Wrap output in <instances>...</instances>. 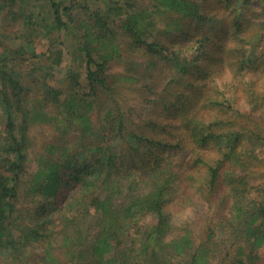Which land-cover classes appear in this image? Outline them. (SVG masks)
I'll use <instances>...</instances> for the list:
<instances>
[{
	"label": "trees",
	"instance_id": "1",
	"mask_svg": "<svg viewBox=\"0 0 264 264\" xmlns=\"http://www.w3.org/2000/svg\"><path fill=\"white\" fill-rule=\"evenodd\" d=\"M17 1L10 0L12 4ZM35 1L49 5L50 16L34 23L29 12L17 13L13 8L5 10L2 9L3 4L0 15L7 11L4 16L20 23L22 28L29 27L31 31L40 27L39 35L47 40L58 38L61 31L70 32V23L74 24L71 16L74 5L60 7L57 0ZM148 1L152 13L133 10L134 2H128V5L127 0H123L126 11H129L126 19L120 21L121 29L133 48L143 45L146 48L158 47V44L146 41V36L155 27L154 14L177 15L184 19L183 24L199 22L197 31L207 27L211 34L219 26L213 16L210 18L214 20H206L200 0ZM236 1L246 8L250 0ZM254 4L259 6L261 1L254 0ZM234 10H230L234 15L229 13L228 16L234 20L236 30H241L243 23H239L243 12ZM90 17V23L82 21L79 25L83 31L79 36V48L84 57L86 93H69L60 99L59 92L50 89L40 100H34L29 109L20 76L8 65L10 60L24 52L7 48L0 53V264H18L24 258V249L44 238L46 227H51V217L56 214H61L58 222H62L58 246L70 264H135L140 256L147 257L150 245L153 246L154 257L171 243L176 255L189 256L187 264H205L206 254L201 247L208 244L209 237L207 244L194 249L190 246L181 249L182 243L188 244L186 237L183 242L180 237L168 244L162 242L163 236L172 232L170 223L174 220L170 209L177 196L179 198V190L182 189V196L185 188L190 195L184 196L190 204L197 197L208 203L222 196L219 198L224 207L222 212H227L230 203L229 213L237 214L233 218L237 222H264V206H256L254 198H246V191H251V186L248 182L246 184V178L238 175L246 170V162L249 161L243 143L246 139V117L235 113L231 120L224 107L214 108L211 98L206 99L205 105L210 108L202 115L196 108L202 96L192 101L190 96L176 93L166 106L163 98L153 94V100L148 96L144 100L156 106L155 100L160 101L162 106H159L165 110H161L164 121L174 122L162 124L164 121L148 120L149 125L144 129L130 130L122 117L113 118L114 111L108 110L95 129L97 125L92 122V111L98 94L108 93L110 87L119 88L123 82L132 80L123 75L109 77L108 64L121 56L114 40V24L103 20L97 12H92ZM3 22L4 17H0V25ZM170 25L174 27L177 22ZM247 27L248 24L246 37L239 34L233 43L234 50L231 49L237 58L236 68L243 75L259 67L260 59L264 60V55L258 56L259 44L264 42V29L252 31ZM206 40L209 39L204 37L200 41ZM202 46L198 48L200 51L206 47L202 49ZM174 58L180 59L177 54ZM187 69L181 68L179 73L184 74ZM67 80L74 86L80 85L78 74L69 72ZM49 104L55 111L53 115L47 111ZM51 121L58 125L62 135L71 128L75 130L78 153L69 154L65 148L59 150L50 145L48 156H38L36 169L28 174V130L31 125ZM183 149L188 150L185 162L176 163L169 157L170 154L184 152ZM58 150L60 155L54 160L53 155ZM80 152L85 157L78 158ZM80 159H83L82 163L75 165ZM66 171H70L73 185H69L67 193L61 197ZM131 171L143 174L144 177L139 179L142 184L133 187ZM40 199L43 202H37ZM148 216L153 218V225L149 228L138 225ZM227 218L224 219L230 220ZM128 233L129 243H126L123 237ZM49 234L51 231L46 235ZM137 236L142 239L137 240ZM240 237L245 240L246 231ZM50 260L48 254L46 262Z\"/></svg>",
	"mask_w": 264,
	"mask_h": 264
},
{
	"label": "rangeland",
	"instance_id": "2",
	"mask_svg": "<svg viewBox=\"0 0 264 264\" xmlns=\"http://www.w3.org/2000/svg\"><path fill=\"white\" fill-rule=\"evenodd\" d=\"M200 0L202 12L207 15L206 20H212L219 23L215 28V33L211 34L205 27L197 31L199 22L187 21L174 14H154L155 27L150 35L146 36L149 44H158L157 48H146L143 45L140 48H133L129 45L128 36L121 29V23L126 19L128 13L123 0H57V4L62 7L66 4L74 5L73 16L74 24L70 23L69 33L61 31L58 38L47 40L39 35V28L31 31L29 27L22 28L20 23H14L8 16H4L3 25H0V53L2 50L10 48L12 50H21L24 53L14 57L8 64L11 69L20 76V82L25 90L28 99L27 108L33 106L34 100H40L41 96L50 89L58 91L60 99L66 94H83L88 91L85 85L84 60L83 53L80 50V34L83 33L79 26L80 22L87 21L92 12L101 14L103 20L114 24V40L120 50V58L108 64L109 77L127 76L132 81L123 82L119 88L110 87L108 93L98 94L97 103L92 111V122L94 125L101 123L105 112L114 111L112 117H122L126 127L130 130L144 129L150 121H164L161 110H164L160 101L155 100V104H148L144 97L153 100L158 95L166 102H172V95L178 93L190 96L192 101L199 100L196 104L197 110L204 115L207 112L206 99L211 98L214 102V108L224 107L227 116L235 118V113L246 117V153L249 155V161L246 162V170L238 175L246 178V184L249 183L251 191H246V198L256 200L255 205L264 206V60L260 59V66L252 71L241 74L236 68L237 58L231 49L234 50L233 43L236 37L245 35L246 24L250 30L261 31L264 29V0H260L259 6L250 0L245 7L240 6L236 0ZM134 2L133 10H146L151 12V4L148 0H127ZM2 9L14 12H29L33 17L34 23L50 16L49 5L35 0H19L12 4L10 0H0ZM129 5V4H128ZM240 7L241 9H235ZM243 8V9H242ZM243 12L240 18L241 30H236L233 26V19L228 16L233 11ZM2 10L1 12H3ZM152 13V12H151ZM213 19V20H214ZM63 20H66L63 18ZM242 20V21H241ZM177 22V25L171 26V22ZM183 34H186L185 37ZM207 37L209 40L201 42ZM203 45V46H202ZM51 46V47H50ZM206 46L202 51L198 48ZM260 49V51H259ZM258 56L264 55V42H260ZM257 52V51H256ZM202 53V54H200ZM177 54L180 59H175ZM181 61V62H180ZM180 62V63H179ZM178 63L180 64L178 67ZM178 67V70H177ZM194 68L186 70L184 74L179 73L180 69ZM75 73L80 76V85L69 84L68 73ZM176 75V76H175ZM176 84L174 83V81ZM150 91V92H149ZM78 95V94H77ZM113 100H110V98ZM30 101V102H29ZM63 101V100H62ZM116 103V106L114 105ZM229 106V107H227ZM47 111L53 115L55 112L47 105ZM152 109V110H151ZM231 109V110H230ZM1 112V111H0ZM150 120V121H148ZM0 113V126H1ZM165 120L162 124H168ZM151 124V123H150ZM245 124V123H244ZM99 127V125L94 128ZM235 129H237L235 127ZM30 148L28 151V169L27 173L32 174L36 169V158L38 156H48V146L53 145L58 149L65 148L69 154L78 153L77 134L74 129H69L62 135L58 125L54 121L48 124L31 125L28 133ZM59 150L54 153V160L59 157ZM184 152L170 154L176 163L187 160V149ZM83 158L85 155L80 152L77 156ZM83 159L75 162L79 165ZM185 162V161H184ZM253 162V163H249ZM74 161L71 162L73 166ZM127 164H124L126 167ZM128 166V165H127ZM133 187L138 186L139 179L143 174L131 171ZM70 171L63 175V191L60 195L63 197L67 193L69 185L73 182L70 178ZM27 176V175H26ZM25 176L24 179L25 180ZM179 190L175 202L172 203L171 212L174 222H171L172 229L168 235L163 236L162 242L169 243L171 240L187 238L188 244L182 243L181 249L190 246V249L207 244L201 247L206 254L205 264H264V222H237L233 215L222 212L224 207L220 203V197L206 202L197 198L193 204L185 196L189 192L184 188L182 196ZM185 195V196H184ZM55 199V198H54ZM51 200V199H50ZM37 202H43L40 199ZM181 207H184L182 210ZM36 209V208H35ZM61 214L52 216L51 227H46L44 238L38 243L30 244L22 252V258L18 264H70L63 256V250L59 248V239L61 234L59 229L62 222ZM225 217H228L226 220ZM145 222H138L140 226L149 228L155 222L152 217H147ZM263 226L262 228L260 227ZM51 231V235H46ZM246 231V239L240 237ZM130 234L123 237L124 242L129 243ZM137 236V240H141ZM173 243L165 245L157 255L152 257L153 246L148 247L147 257L140 256L135 264H187L189 256L183 254L176 255L172 251ZM118 248V247H117ZM174 249V248H173ZM175 250V249H174ZM176 251V250H175ZM51 256L52 261L46 262ZM77 258L76 261H78ZM241 260V261H240Z\"/></svg>",
	"mask_w": 264,
	"mask_h": 264
}]
</instances>
